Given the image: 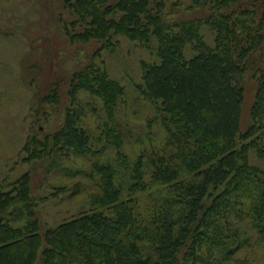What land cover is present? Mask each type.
<instances>
[{"label":"trees","instance_id":"16d2710c","mask_svg":"<svg viewBox=\"0 0 264 264\" xmlns=\"http://www.w3.org/2000/svg\"><path fill=\"white\" fill-rule=\"evenodd\" d=\"M170 2L64 0L71 41L103 50L124 36L155 53L157 62L142 64L138 91L166 137L130 158L117 121L126 88L104 65L74 74L64 124L35 134L26 161L68 150L91 158L99 140L116 156L85 174L99 177L90 208L45 233L31 173L0 181V264H258L240 253L264 248V167L256 163L264 162V0H191L186 9L200 15L181 20L169 19ZM249 75L257 89L243 130ZM81 92L103 104L98 137L85 127Z\"/></svg>","mask_w":264,"mask_h":264},{"label":"rangeland","instance_id":"374dc122","mask_svg":"<svg viewBox=\"0 0 264 264\" xmlns=\"http://www.w3.org/2000/svg\"><path fill=\"white\" fill-rule=\"evenodd\" d=\"M176 3L179 1L172 0L167 6L169 19L200 15L186 9L191 0H183L177 7ZM73 20L64 0H0V181L15 182L31 173L42 233L90 208L91 196L101 194L99 177L91 180L85 174L92 172L94 162L112 161L116 156L112 147L99 140L91 158L68 150L49 160L26 161L24 146L35 134L55 132L64 124L74 74L91 63L104 65L126 88L117 121L125 129L124 152L130 158L166 137L153 106L138 91L142 64L157 62L155 53L124 36L116 38V47L103 50L102 43L73 42L64 29V22ZM203 34L213 45L214 36L208 28H203ZM54 85L59 90L58 104L49 99ZM245 87L243 130L250 124L257 89L250 75ZM77 101L87 116L85 127L98 137L107 117L102 102L83 92ZM252 161L256 162L254 155ZM256 163L264 167V162ZM240 256L264 264V248L255 247Z\"/></svg>","mask_w":264,"mask_h":264}]
</instances>
